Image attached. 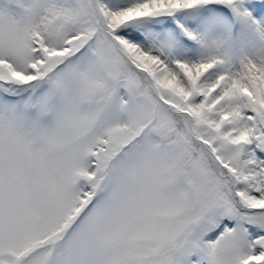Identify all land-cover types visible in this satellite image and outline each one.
<instances>
[{"label":"snow or ice","instance_id":"snow-or-ice-1","mask_svg":"<svg viewBox=\"0 0 264 264\" xmlns=\"http://www.w3.org/2000/svg\"><path fill=\"white\" fill-rule=\"evenodd\" d=\"M0 264H264V0H0Z\"/></svg>","mask_w":264,"mask_h":264}]
</instances>
